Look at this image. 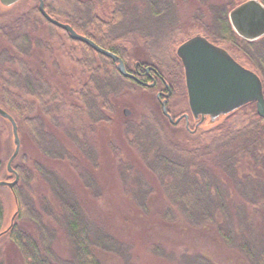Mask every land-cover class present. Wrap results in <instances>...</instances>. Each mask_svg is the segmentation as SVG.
<instances>
[{"label":"trees","instance_id":"1","mask_svg":"<svg viewBox=\"0 0 264 264\" xmlns=\"http://www.w3.org/2000/svg\"><path fill=\"white\" fill-rule=\"evenodd\" d=\"M104 1L44 0V6L53 17L121 56L128 70L135 73L128 62L131 59L134 65L138 61L142 80L150 79L146 66L156 68L173 90L167 102L169 112L174 117L189 112L184 69L176 53V46L184 39L176 38L179 29L160 34L158 47L147 52L150 60H142L134 57L126 42L136 37L141 27L129 26L123 34L114 33L112 27L127 17L126 1L111 0L110 19L96 12ZM173 3L164 0L153 13L165 12ZM232 5H211V16L196 20L208 38L255 70L264 86V36L252 41L239 36L228 17ZM41 22L49 27L48 38L64 33L71 44L67 55L83 73L88 72L85 80L78 77L77 87L69 92L47 74L34 54L36 43L38 48L53 52L49 40L37 36ZM0 39L6 42L0 46V105L14 116L21 140L12 161L14 171L7 167L10 151L0 174L5 180H13L16 173L19 176L12 187L0 185V248L6 245L8 256L11 251L19 264H136L131 242L96 204L102 195L104 164L95 133L99 124L112 121L110 112L126 121L120 99L138 85L145 86L121 74L111 57L71 38L65 29L50 22L41 13L38 0L13 23L0 25ZM156 79L163 88L162 81ZM178 96L184 98L186 106L172 112L170 102ZM241 114L245 119L232 124ZM0 119L12 127L8 119ZM10 132L13 138V130ZM123 132L117 169L123 177L132 176L142 183L134 198L144 214L152 213L169 228H211L249 264H264V117L258 114L255 101L203 131L189 129L183 121L172 122L161 109L151 110L139 121H126ZM24 133L32 140V156L23 152ZM7 136L10 143L11 134ZM157 188L164 191V199L151 212L150 201L159 198ZM4 189L16 203L14 218L8 224ZM64 244L66 249L61 247ZM153 246L154 253L177 264H219L191 248L170 251Z\"/></svg>","mask_w":264,"mask_h":264},{"label":"rangeland","instance_id":"2","mask_svg":"<svg viewBox=\"0 0 264 264\" xmlns=\"http://www.w3.org/2000/svg\"><path fill=\"white\" fill-rule=\"evenodd\" d=\"M125 1L127 12L129 11L127 17L118 25L112 27L114 33L117 34L127 32L125 28L129 26L141 27L137 36L133 39H127L126 42L130 45L134 57L142 60H150L151 57V55L147 53L148 50L143 46L145 38L144 33L155 31L154 33L158 37V35L167 33L176 27L179 29L176 38H186L200 30V27L204 28L203 25L196 20V17L200 16L202 20L210 17L211 5L219 8L231 2L233 5L229 7L230 10L237 4L236 0H174V3L167 11L154 14L153 11L155 6H158L159 3H163L164 0H157L156 2H151L152 0ZM165 1L172 2V0ZM33 3H35V0H19L13 5L6 6L0 2V25L13 23L22 13H25ZM112 10L113 5L111 4V0H105L99 3L96 8V12L104 19H110ZM49 33L48 25L45 22H41L38 26L37 36L39 39L49 40L53 52L49 53L41 49V47L38 48L36 43L33 47L34 54L37 59L43 62L47 74L51 75L52 79L61 85L66 92H69L72 88L77 87L79 81L78 77L80 76L82 80H85L88 76V72L84 71L85 73H83L82 69L67 55V47L71 44L69 40L65 38L64 33L60 32L58 35H52L51 38H48ZM62 42L65 44H63L64 47L60 46ZM5 43L3 39H0V46ZM34 60H36V58ZM128 64L131 68L134 66L131 59ZM144 86L145 87L138 85L136 90L129 91L120 99L121 104L124 105L122 108L129 107L131 109V114L128 116L126 115V121L128 122L139 121L144 114H148L151 110L160 112L162 109L161 100L157 97V92L160 89L159 84H157V86ZM185 106L186 103L182 96L174 97L169 105L172 112H179ZM110 115L113 117L112 121L99 124L95 133L101 148L102 161L104 164V168L100 173L102 195L96 201V204L101 213L111 218L112 223L121 231L123 238L131 242L133 246V257H135L134 263L177 264L172 260H168L154 253L152 247L156 244L170 251H179L181 248H191L195 251H201L219 264H249L242 255L229 249L215 230L208 228V230L205 231H184L177 227L169 228L154 219L152 213L148 216L137 207V202L134 197L135 194H140L142 183L132 176L123 177L117 169V157L122 153L123 135H125L123 128L126 121L123 122V120L116 119L118 115L115 116L111 112ZM245 117L244 114H241L240 117L233 118L231 122L235 124L240 118L244 120ZM182 121L185 123V120H181V122ZM192 121H194V119ZM210 125L208 118H206L196 128L199 129V131H203L209 128ZM11 129L12 127L10 128L8 124L6 126L0 119V174L2 170L4 171L3 168L7 160L6 156L10 151L12 154L15 148L14 141H12V133L10 132ZM24 130H26L25 127L23 132H26ZM9 133L11 134L10 150V143L7 136ZM199 135L200 134H197L196 136ZM202 136L199 138H202ZM24 151L27 156H32L31 153L34 152L32 140L30 137H27L25 133L23 134V152ZM250 165L252 166V163H250ZM262 174L264 175L263 172ZM4 190V195H6L7 198L5 224H8L16 209V203L9 190ZM156 194L159 195V198L154 199L153 202L151 200L149 203L151 212H154L155 208L162 202L161 200L164 199V197L162 199V195L164 194L162 189L157 188ZM61 247L62 249H66V244ZM7 248L6 245L3 249L0 248V264H19L18 261L12 257L11 251L8 256ZM10 256L12 261H10Z\"/></svg>","mask_w":264,"mask_h":264},{"label":"water","instance_id":"3","mask_svg":"<svg viewBox=\"0 0 264 264\" xmlns=\"http://www.w3.org/2000/svg\"><path fill=\"white\" fill-rule=\"evenodd\" d=\"M19 0H0L6 6L13 5ZM41 13L53 24L65 29L73 39L88 43L95 50L111 57L121 74L136 79L143 85L154 86L156 79L151 75L152 80H142L135 73L129 71L121 56L110 49H107L92 38L78 32L71 24L53 17L45 8L44 0H39ZM229 20L235 32L247 39L257 40L264 36V2L262 0H243L236 4L229 11ZM185 74V85L188 96L190 113L194 119L213 123L225 115L239 108L240 106L255 101L257 112L264 117V86L259 74L236 59V57L224 46L212 42L206 36L198 33L185 41L177 48ZM154 69L147 66L146 71ZM167 91H160L157 97L161 99L162 110L172 122H178L185 116L189 121V113L173 119L167 108L168 97L172 94L170 85L166 82ZM125 115L131 114L129 107H124ZM0 115L8 119L12 124L13 141L15 148L8 160L9 171H14L12 161L18 155L21 140L18 132V124L14 116L0 105ZM19 179L18 174L13 180L0 179V185L12 187ZM15 213L11 217V222ZM2 234V233H0Z\"/></svg>","mask_w":264,"mask_h":264},{"label":"flooded vegetation","instance_id":"4","mask_svg":"<svg viewBox=\"0 0 264 264\" xmlns=\"http://www.w3.org/2000/svg\"><path fill=\"white\" fill-rule=\"evenodd\" d=\"M39 1V0H38ZM10 6V5H9ZM200 27V26H199ZM155 31H150V32H146V33H144V41H143V46L146 48V50H149V49H151V48H153V49H155L156 47H158V45L159 44H157V36H156V34L154 33ZM198 33H201V34H203L204 36H206L205 35V33L204 32H202V30H198L196 33H194V34H192V35H195V34H198ZM192 35H190V36H192ZM159 36V35H158ZM190 36H188V37H186V38H184L181 42H183L184 40H186L187 38H189ZM207 37V36H206ZM208 38V37H207ZM208 39H210V38H208ZM211 40V39H210ZM212 42H215L214 40H211ZM180 42V43H181ZM179 43V44H180ZM215 43H217V44H219L218 42H215ZM178 44V45H179ZM177 45V46H178ZM177 46H176V49H177ZM139 62L138 61H134V69H135V74L138 76V77H140V75L142 74V72H141V70L139 69ZM146 72H148V71H146ZM149 73V72H148ZM152 73V72H151ZM150 75H152V74H150ZM150 75H148V77L150 76ZM150 78H151V76H150ZM156 78H158V79H160L161 81H162V83H163V88H160L159 90H158V92L159 91H163V92H166L167 91V89H166V82L169 84V82L162 76V75H160V77L159 76H157ZM158 84V81H157V79H156V83H155V85H157ZM154 85V86H155ZM170 85V84H169ZM170 88H171V90H172V87L170 86ZM172 92H173V90H172ZM164 98V94H162L161 95V99H163ZM169 99V98H168ZM185 111H182V113L180 114V115H177V116H173L174 118H176V117H178V116H182L183 115V113H184ZM172 114V113H171ZM185 120V125L189 128V129H192V130H195V129H197L196 127L201 123L200 121H199V119H194V121H192L191 122V120H193V117H192V115H190L189 116V121L187 122V120H186V117L185 116H183L180 120H179V122L181 121V120ZM190 125H192L193 126V128H191V126Z\"/></svg>","mask_w":264,"mask_h":264}]
</instances>
